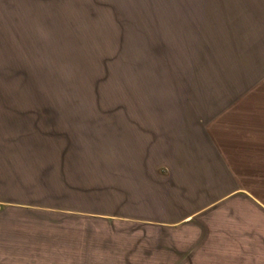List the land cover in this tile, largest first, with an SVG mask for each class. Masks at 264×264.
Masks as SVG:
<instances>
[{"label": "crops", "instance_id": "obj_1", "mask_svg": "<svg viewBox=\"0 0 264 264\" xmlns=\"http://www.w3.org/2000/svg\"><path fill=\"white\" fill-rule=\"evenodd\" d=\"M253 46L217 86L127 119L0 105V264H264Z\"/></svg>", "mask_w": 264, "mask_h": 264}, {"label": "rangeland", "instance_id": "obj_2", "mask_svg": "<svg viewBox=\"0 0 264 264\" xmlns=\"http://www.w3.org/2000/svg\"><path fill=\"white\" fill-rule=\"evenodd\" d=\"M257 40L264 0H0V105L127 119L217 86Z\"/></svg>", "mask_w": 264, "mask_h": 264}]
</instances>
